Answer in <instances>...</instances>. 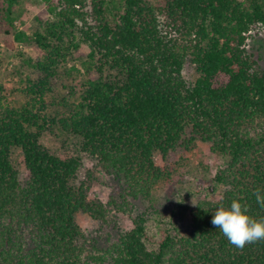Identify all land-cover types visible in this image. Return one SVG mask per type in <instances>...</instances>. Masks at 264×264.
<instances>
[{
  "label": "trees",
  "instance_id": "obj_1",
  "mask_svg": "<svg viewBox=\"0 0 264 264\" xmlns=\"http://www.w3.org/2000/svg\"><path fill=\"white\" fill-rule=\"evenodd\" d=\"M6 1L14 27L19 0ZM44 1L32 35L6 29L43 57L30 62L37 76L19 88L22 105L10 103L0 83V264H264V240L239 248L211 223L219 203L233 199L264 217L253 195L264 193V70L246 48L250 33L264 29V0ZM45 13L51 18L42 22ZM74 53L85 77L52 115L48 95ZM188 59L199 73L192 85L182 73ZM54 125L81 138L82 152L120 181L119 195L89 199V183H76L82 159L41 142ZM198 141L225 158L214 179L226 190L197 204L187 235L166 231L149 248L147 218L135 201L151 200L179 150ZM15 147L29 173L24 181ZM110 205L133 227L122 231L112 220L119 232L101 245L77 214L108 223Z\"/></svg>",
  "mask_w": 264,
  "mask_h": 264
},
{
  "label": "rangeland",
  "instance_id": "obj_2",
  "mask_svg": "<svg viewBox=\"0 0 264 264\" xmlns=\"http://www.w3.org/2000/svg\"><path fill=\"white\" fill-rule=\"evenodd\" d=\"M154 3L159 0H152ZM7 1L0 0V83L6 88L8 101L14 105H22L26 97L19 90L25 85L28 77H36L35 69L30 65L31 60L36 61L43 57L34 46L14 40L13 34H6V29L15 32L23 30L32 35L40 27L38 16L47 9L44 0H19L14 5V27L8 24L4 8ZM51 18L45 13L42 22ZM246 48L253 55L257 64L264 70V29L252 31L246 41ZM86 45H81V52H88ZM79 54L74 53L67 57L59 69V75L53 83V91L48 95L50 104L49 113L55 115L62 111L55 103L64 96H69L73 87L85 77V70ZM183 76L189 84H193L199 73L195 64L188 59L183 68ZM41 142L53 153L66 157H80L83 165L78 172V179L89 183L88 197L90 200H100L108 203L112 196L122 191L120 181L114 175L106 173L98 162L88 154L82 152L80 137L63 132L59 126L54 125L43 134ZM155 161L165 167L160 152L155 153ZM12 161L19 171L22 181L28 178L21 148L15 147L12 151ZM225 163V158L210 150V144L198 141L195 146L185 151L180 149L176 161L168 165L169 175L154 189L151 200L139 199L135 201L138 213H144L147 218V245L156 248L164 232L177 235H187L191 229L192 215L195 207L201 200L217 201L221 198L226 187L215 181L214 176ZM167 167V166H166ZM112 206L108 223L93 219L87 213L80 211L77 221L90 238L96 237L101 245L110 236L115 238L119 227L122 231L133 227L130 217L116 211ZM112 220H115L116 227Z\"/></svg>",
  "mask_w": 264,
  "mask_h": 264
},
{
  "label": "clouds",
  "instance_id": "obj_3",
  "mask_svg": "<svg viewBox=\"0 0 264 264\" xmlns=\"http://www.w3.org/2000/svg\"><path fill=\"white\" fill-rule=\"evenodd\" d=\"M253 195L256 202L264 207V193L258 188ZM211 223L229 243L239 248L264 240V217L251 215L248 206L239 199H233L230 206L219 203Z\"/></svg>",
  "mask_w": 264,
  "mask_h": 264
}]
</instances>
